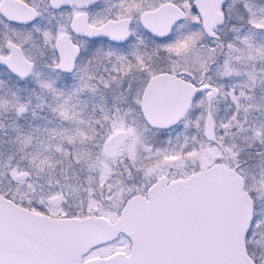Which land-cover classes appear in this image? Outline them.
Instances as JSON below:
<instances>
[{"label":"snow or ice","instance_id":"6c2138e0","mask_svg":"<svg viewBox=\"0 0 264 264\" xmlns=\"http://www.w3.org/2000/svg\"><path fill=\"white\" fill-rule=\"evenodd\" d=\"M0 264H264V0H0Z\"/></svg>","mask_w":264,"mask_h":264}]
</instances>
